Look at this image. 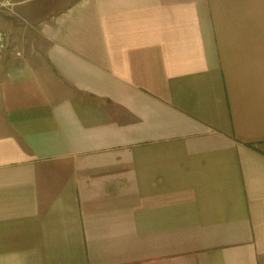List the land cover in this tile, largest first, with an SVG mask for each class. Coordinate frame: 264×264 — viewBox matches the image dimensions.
I'll use <instances>...</instances> for the list:
<instances>
[{
	"label": "crops",
	"instance_id": "1",
	"mask_svg": "<svg viewBox=\"0 0 264 264\" xmlns=\"http://www.w3.org/2000/svg\"><path fill=\"white\" fill-rule=\"evenodd\" d=\"M0 264H264V0H4Z\"/></svg>",
	"mask_w": 264,
	"mask_h": 264
},
{
	"label": "built area",
	"instance_id": "2",
	"mask_svg": "<svg viewBox=\"0 0 264 264\" xmlns=\"http://www.w3.org/2000/svg\"><path fill=\"white\" fill-rule=\"evenodd\" d=\"M7 42V36L6 34L0 30V48H3Z\"/></svg>",
	"mask_w": 264,
	"mask_h": 264
},
{
	"label": "rangeland",
	"instance_id": "3",
	"mask_svg": "<svg viewBox=\"0 0 264 264\" xmlns=\"http://www.w3.org/2000/svg\"><path fill=\"white\" fill-rule=\"evenodd\" d=\"M8 3L7 1H4V0H0V11H6L8 12Z\"/></svg>",
	"mask_w": 264,
	"mask_h": 264
}]
</instances>
